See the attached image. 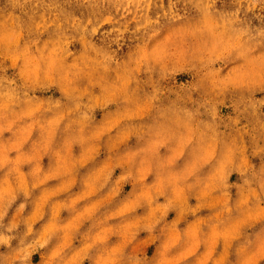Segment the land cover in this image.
<instances>
[{
  "label": "rangeland",
  "instance_id": "rangeland-1",
  "mask_svg": "<svg viewBox=\"0 0 264 264\" xmlns=\"http://www.w3.org/2000/svg\"><path fill=\"white\" fill-rule=\"evenodd\" d=\"M0 264H264V0H0Z\"/></svg>",
  "mask_w": 264,
  "mask_h": 264
}]
</instances>
